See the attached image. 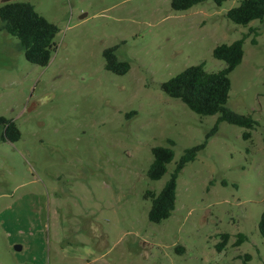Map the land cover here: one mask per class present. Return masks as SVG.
Wrapping results in <instances>:
<instances>
[{
  "label": "rangeland",
  "instance_id": "1",
  "mask_svg": "<svg viewBox=\"0 0 264 264\" xmlns=\"http://www.w3.org/2000/svg\"><path fill=\"white\" fill-rule=\"evenodd\" d=\"M15 1L58 33L41 67L0 31V117L21 133L0 142V264H264V27L227 19L240 0L181 12L171 0ZM245 35L226 106L252 117L251 137L220 122L179 173L172 215L153 224L145 194L161 191L218 118L195 114L160 85L190 66L222 70L213 49ZM112 47L130 64L124 75L105 69ZM168 140L174 158L150 180L151 150Z\"/></svg>",
  "mask_w": 264,
  "mask_h": 264
},
{
  "label": "trees",
  "instance_id": "2",
  "mask_svg": "<svg viewBox=\"0 0 264 264\" xmlns=\"http://www.w3.org/2000/svg\"><path fill=\"white\" fill-rule=\"evenodd\" d=\"M0 31L5 32L19 41L27 62L45 67L49 63L55 51L54 39L58 28L47 21L28 2H8L0 0ZM206 1H212L221 6L225 0H171V9L181 12ZM227 19L234 24L247 26L252 21H259L264 27V0H240L238 5L226 13ZM247 35L232 42L221 44L212 51L216 60L223 61L226 65L218 72H207L203 64L190 66L160 85L161 90L168 97L180 100L190 111L199 116L218 115L216 124L205 136V141L199 145L184 150L177 162L169 180L158 194L147 192L145 198H150L151 205L148 210V220L153 224H159L167 220L175 209L176 182L179 173L186 164L194 161L206 147L207 139L217 131L220 122L245 129L242 138L248 140L256 122L250 115H241L227 108L226 104L231 89L230 74L242 62L244 55L243 43ZM256 44L255 39L251 40ZM116 47L103 51L105 69L116 75H124L130 69L128 61L120 60L115 54ZM21 133L16 124L9 119L0 117V142L15 143L20 140ZM168 146L152 148V163L147 171L150 180H160L166 173V166L173 160L174 142L167 141ZM225 185V182H222ZM258 231L264 239V211L258 222ZM222 242L216 246L220 252L227 242V235H221ZM245 237L239 235V245ZM246 260L250 258L245 257Z\"/></svg>",
  "mask_w": 264,
  "mask_h": 264
},
{
  "label": "water",
  "instance_id": "3",
  "mask_svg": "<svg viewBox=\"0 0 264 264\" xmlns=\"http://www.w3.org/2000/svg\"><path fill=\"white\" fill-rule=\"evenodd\" d=\"M15 249L18 251V250H20V247L19 246H15Z\"/></svg>",
  "mask_w": 264,
  "mask_h": 264
}]
</instances>
